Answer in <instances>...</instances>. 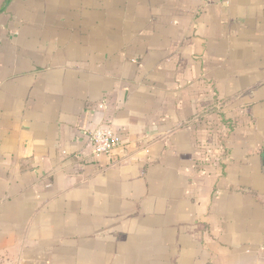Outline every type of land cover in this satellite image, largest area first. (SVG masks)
<instances>
[{
  "label": "crops",
  "instance_id": "1",
  "mask_svg": "<svg viewBox=\"0 0 264 264\" xmlns=\"http://www.w3.org/2000/svg\"><path fill=\"white\" fill-rule=\"evenodd\" d=\"M0 264H264V0H0Z\"/></svg>",
  "mask_w": 264,
  "mask_h": 264
},
{
  "label": "built area",
  "instance_id": "2",
  "mask_svg": "<svg viewBox=\"0 0 264 264\" xmlns=\"http://www.w3.org/2000/svg\"><path fill=\"white\" fill-rule=\"evenodd\" d=\"M90 145L96 156L108 155L122 142L120 135L110 127H98L89 134Z\"/></svg>",
  "mask_w": 264,
  "mask_h": 264
}]
</instances>
